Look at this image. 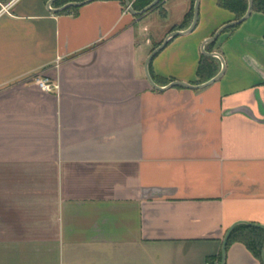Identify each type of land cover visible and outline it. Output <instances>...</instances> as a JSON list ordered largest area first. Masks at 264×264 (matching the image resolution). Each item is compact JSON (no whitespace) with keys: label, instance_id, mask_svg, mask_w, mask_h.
Listing matches in <instances>:
<instances>
[{"label":"crops","instance_id":"obj_1","mask_svg":"<svg viewBox=\"0 0 264 264\" xmlns=\"http://www.w3.org/2000/svg\"><path fill=\"white\" fill-rule=\"evenodd\" d=\"M48 1L0 13V264H220L231 224L264 225V13L198 0L149 63L158 90L145 60L195 0H163L166 19L152 0ZM231 23L204 46L216 81L164 88L207 82L205 58L218 74L201 46Z\"/></svg>","mask_w":264,"mask_h":264},{"label":"trees","instance_id":"obj_2","mask_svg":"<svg viewBox=\"0 0 264 264\" xmlns=\"http://www.w3.org/2000/svg\"><path fill=\"white\" fill-rule=\"evenodd\" d=\"M81 1L84 0H74L72 2ZM140 1L145 4L150 0ZM68 2H63V0H55L52 3V6L55 8H59ZM219 5L220 7L235 13L237 18L241 17L246 9L245 0H220ZM253 5L255 6V9H257V11L264 13V0H253ZM131 7L133 9H136V5H134V2L131 4ZM70 8L66 7L61 11H68ZM196 74L199 82H205L215 75V70L211 65L210 61L205 58L201 62H199ZM232 241L241 242L246 247V249L249 250L253 254V256H255L261 262V251L264 248V229L251 227L243 224L238 225L230 233L226 246Z\"/></svg>","mask_w":264,"mask_h":264},{"label":"water","instance_id":"obj_3","mask_svg":"<svg viewBox=\"0 0 264 264\" xmlns=\"http://www.w3.org/2000/svg\"><path fill=\"white\" fill-rule=\"evenodd\" d=\"M55 0H49L46 4V7L47 8H50V5L54 2ZM125 1V5L127 8H129L131 10V7H130V2L129 0H124ZM80 3L79 2H73V3H69V4H66L65 6H63L62 8H59V9H51V11L53 12H58L68 6H75V5H79ZM154 5V2L151 3V7ZM251 10V0H248V8H247V11L245 13V15L240 19L238 20L237 22L235 23H239L241 22L250 12ZM197 12H198V0H195L194 2V6H193V18H192V22L190 24V26L187 28V30H185L184 32H180V31H173V32H170L167 34V36L165 37V39L159 44L158 47H156L154 50H152L150 52V54L148 55L147 59L145 60V63H144V72H145V76L147 78V81L148 83L151 85L152 88L154 89H163V88H160L158 87L157 85H155V83L152 81L151 77L149 76V73H148V66H149V63L151 61V59L153 58V56L155 54H157L165 45L166 43L173 37L179 35V34H182V33H185V32H188V31H191L194 27H195V24H196V21H197ZM233 25L232 23L231 24H228V25H225V26H222L221 28H219L214 34L213 36H211L210 38H208L207 40H205L201 46V52L203 55L205 56H212V57H216L220 60V63H221V70L219 71L218 74H216L213 78H211L210 80H208L207 82L203 83V84H200L198 86H191L189 84H185V83H182V82H178V81H174L172 83H170L168 86L164 87V88H167V87H172V86H185V87H189V88H201V87H205L211 83H213L214 81H216L220 76L221 74L223 73V60L221 58V56L217 53H209V52H206L204 50V46L205 44L207 43H210V42H213L216 40L218 34L223 30L225 29L226 27L228 26H231ZM247 225V226H251V227H256V228H261V229H264V225L262 224H255V223H249V222H243V221H237V222H234L233 224H231V226L227 229V231L225 232L224 234V237H223V240H222V243H221V259H220V264H223L224 262V257H225V247H226V244H227V240H228V237L230 235V233L232 232V230L238 226V225ZM261 262L262 264H264V248L262 249L261 251Z\"/></svg>","mask_w":264,"mask_h":264},{"label":"built area","instance_id":"obj_4","mask_svg":"<svg viewBox=\"0 0 264 264\" xmlns=\"http://www.w3.org/2000/svg\"><path fill=\"white\" fill-rule=\"evenodd\" d=\"M15 1V0H10L7 4L2 5L1 9H0V13L1 12H7L8 11V7L11 5V3ZM33 83L35 84V86L41 91V92H54L57 90V85L54 84L52 81H50L49 79L45 78V77H35L33 79Z\"/></svg>","mask_w":264,"mask_h":264},{"label":"rangeland","instance_id":"obj_5","mask_svg":"<svg viewBox=\"0 0 264 264\" xmlns=\"http://www.w3.org/2000/svg\"><path fill=\"white\" fill-rule=\"evenodd\" d=\"M0 1H8V0H0ZM69 1V2H68ZM72 1H74V0H63V2H68V3H73ZM75 1H77V0H75ZM152 2H154V5L152 6V9L154 8V9H156V8H158L157 10H158V15L159 16H161L163 19H166V18H168V16H169V10H167V9H165L166 7V5H162V2H163V0H152ZM67 3V4H68ZM159 6V7H158ZM188 26V25H187ZM189 27V26H188ZM187 27V28H188ZM186 28V29H187ZM173 31H175L177 28H175V27H173ZM172 31V32H173ZM166 37V36H165ZM165 37L161 40V42L165 39ZM160 42V43H161Z\"/></svg>","mask_w":264,"mask_h":264}]
</instances>
